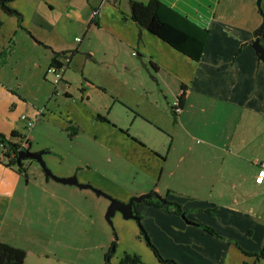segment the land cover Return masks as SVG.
Returning a JSON list of instances; mask_svg holds the SVG:
<instances>
[{
    "label": "crops",
    "instance_id": "obj_1",
    "mask_svg": "<svg viewBox=\"0 0 264 264\" xmlns=\"http://www.w3.org/2000/svg\"><path fill=\"white\" fill-rule=\"evenodd\" d=\"M131 1L146 2L8 0L10 9L21 16L5 11V16L0 15V53L14 41L8 57L5 60L0 57L4 63L0 62V134L15 143L28 137V149L32 152L34 123H42L41 116L48 108L30 101L19 91L20 86L16 88L13 80L3 74L6 60H16L18 47L22 54L29 55L31 67L39 69L35 81L44 83V95L51 89L46 78L49 65L57 54L67 51L72 55L62 75L64 97H68L69 81L77 66L83 69L81 83L86 93L90 88L106 93L107 86L100 83L117 84L118 88H108L109 104L98 108V115L105 116L108 122L114 106L122 105L125 91L141 97L147 92L144 75L127 59L129 51L130 54L135 51L136 56L147 61V68L153 63L158 83H165L162 92L167 106L176 103L169 102L167 88L172 99L181 86L185 88L174 133L183 124L185 130L181 131L191 140L188 146H178L174 134L167 155L161 159V175H167L163 185L147 181L137 187V192L130 193L154 192L178 203L185 218L172 207L165 210L145 204L141 226L159 253L177 264H229L231 259L246 264L248 254L264 244V179L257 178L259 165L250 163L264 160V60L258 58L251 45L256 38L255 29L264 21V0H159L190 25L204 30L201 34L205 43L196 59L138 26L130 17ZM95 9L98 12L93 15ZM92 30L109 38V45H104L109 60L95 57ZM80 32L82 36H78ZM260 43L264 48V36H260ZM87 51L90 53L82 60ZM88 62L99 66L91 65V71L86 73ZM162 73L172 77L176 88ZM130 74L136 79L131 85ZM58 86L54 89L57 94ZM53 95L51 92L48 102ZM138 115H133V124L142 120ZM28 120L33 123L31 127ZM142 121L145 122L140 123L142 126L155 123L152 120L148 123L145 118ZM12 131L17 136H11ZM194 136L204 140L197 143ZM155 151L157 156L162 155ZM6 162L0 144V242L20 247L27 255H57L62 249L66 227L65 203L71 199L81 203L82 191L74 185L55 184L53 179L45 178L42 170L30 173V169L36 170L32 164L35 161L26 160L23 173ZM71 175L75 173L64 177ZM123 192L120 190V194ZM126 194L127 191L123 196ZM70 221L74 223L73 214ZM199 224L211 227L216 234Z\"/></svg>",
    "mask_w": 264,
    "mask_h": 264
},
{
    "label": "rangeland",
    "instance_id": "obj_2",
    "mask_svg": "<svg viewBox=\"0 0 264 264\" xmlns=\"http://www.w3.org/2000/svg\"><path fill=\"white\" fill-rule=\"evenodd\" d=\"M0 15H6L1 8ZM77 34L82 36L83 32ZM11 43L14 49V41L11 40ZM105 43L109 45V38L103 32L92 30L91 46L98 60L103 58L109 60L110 55L105 49ZM88 53L90 51L82 55V60ZM131 54L129 51L128 58L126 54L123 56L136 65L139 72L144 75L147 92L144 93V97H141L125 91L122 105L114 106L109 115V122L97 118L100 114L98 108L109 104L111 99L108 88H118L115 83H100L103 87L107 86L105 87L107 88L106 93L99 88L95 90L90 88L86 93L81 83L83 69L77 66V71L69 81L68 97H64L61 91L64 87L63 81L59 82V94H57L54 91L56 79L46 71V78L51 82L49 83L51 89L49 94L44 95V83L37 84L35 81L39 69L31 67L29 55L26 52L22 54L20 47L15 52L16 60L11 62L6 60L8 64H5L2 70L4 75L13 80L16 88L20 86L19 91L30 101L38 103L41 107L48 106L45 111L46 117L41 116L42 123H34L36 134L32 141V152L48 151L43 155V159L55 176L64 177L65 174L73 172L79 183L89 184L121 201H127L129 197L136 196L130 193L137 192L139 190L137 187L146 184L147 181L163 185L167 175L166 173L161 175V159L167 155L172 142L171 137L174 134L175 143L178 146L191 144L190 138H185V132L181 131V129L185 130L183 124V127L174 133L179 113L174 110L176 113L174 122L175 117L171 108L174 105L171 103L167 106V99L162 92L165 83H158L151 66L148 70L142 67V63L147 61ZM7 57L8 54L3 57V60ZM103 62L105 67H109L106 61ZM90 63L86 64L84 72H90L91 65H94L93 68L99 66V64ZM110 66L114 65L110 63ZM94 71L98 72L96 68ZM162 74L176 88V84L172 83V77L165 73ZM128 79L129 85L136 80L131 74ZM51 92H54L55 96L53 95L48 102ZM171 95V90L167 88L169 102H175L177 96L172 99ZM149 112L152 114L150 115ZM135 114L141 115H138L139 119L145 118L148 123L150 120L155 123L142 126L140 123L145 122L137 120L133 124ZM68 126H77L76 133L71 134V130L67 129ZM201 140L204 139L194 136L193 141L198 143ZM146 142L151 144V147ZM36 149L38 150L34 151ZM156 149L162 155L157 156ZM32 164L36 170L30 169V173L41 172L42 169L38 163L32 162ZM85 180H93L95 183H86ZM54 183L67 187L59 182L54 181ZM120 190L127 191V194L123 196L124 192L120 194ZM80 191L83 193L80 196L81 203L74 199L65 203L67 217L64 222L66 227L62 249H59L57 255H48V257L47 255L38 257L36 254H26L27 259L25 258L24 264H117L124 253L137 254L145 264H162L144 239L135 219H124L120 212L116 211L111 218L112 224H109L105 219L109 200L103 196H97L89 189H80ZM72 214L74 223L70 221ZM39 239L50 238L41 237ZM149 240L151 242V239ZM112 245H114L113 251H111ZM107 253H109L108 262L105 260ZM245 262L246 264H264L262 259L255 262L253 256H249ZM227 263L244 264L236 259H231Z\"/></svg>",
    "mask_w": 264,
    "mask_h": 264
},
{
    "label": "trees",
    "instance_id": "obj_3",
    "mask_svg": "<svg viewBox=\"0 0 264 264\" xmlns=\"http://www.w3.org/2000/svg\"><path fill=\"white\" fill-rule=\"evenodd\" d=\"M5 1L6 3L8 2V0ZM16 13L19 17L21 16L20 13ZM130 17L138 26L146 29L150 34L166 42L178 52L188 55L192 58L196 59L198 57V52L201 51L205 43V36L204 34H201L204 32L203 29H196L194 26L190 25L184 18L175 14L172 10L162 4L159 0H146V2L144 3L133 1V4H131ZM254 34L256 37L264 36V21L257 29H255ZM200 35L202 36L200 37ZM11 49L12 45L10 42L7 48L2 50L0 53V57L2 60L4 59L3 57L7 56V54H10ZM0 62L3 63L2 61ZM151 64L152 68H154L155 66L153 65V63ZM184 96L185 88L181 86L176 99V104L179 108L181 107ZM171 108L173 109V115L175 117L176 113L174 111V107ZM97 116L98 119L108 122L105 116ZM173 121H176V117ZM67 129L71 130V134H75L78 127L68 126ZM10 135L15 137L17 136V133L12 131ZM0 144L4 148V155L7 158L6 164L8 166H15L18 172L23 173L25 171L24 162L28 159L22 160L20 162V165H17L16 157L18 155V152L20 151L19 144L11 142L3 134H0ZM26 150L29 151L28 148ZM45 178L49 179V177L47 176H45ZM145 204L160 206L165 210H169V208L172 207L178 215H181V213L184 212L178 203L167 201L165 198H162L158 195V198L152 197L149 199H144L140 203L133 204V212L135 215L139 216V218H141V210ZM139 226L143 235L145 230L143 229L141 224ZM199 226H201L204 230L211 234H216L214 230L207 225L199 224ZM146 241L151 247L154 255L162 264H177L176 261L172 259L162 257L157 248L150 242V240ZM248 255L253 256L256 260H264V244L259 247L258 251ZM25 257L26 252L24 249L5 242H0V264H24ZM108 258L109 253L105 254L106 262H108ZM117 264L145 263L141 261L140 257L137 254L124 253Z\"/></svg>",
    "mask_w": 264,
    "mask_h": 264
},
{
    "label": "water",
    "instance_id": "obj_4",
    "mask_svg": "<svg viewBox=\"0 0 264 264\" xmlns=\"http://www.w3.org/2000/svg\"><path fill=\"white\" fill-rule=\"evenodd\" d=\"M131 4H133V1H131ZM0 8L9 13V14H17L15 10L10 9V7L7 5L5 0H0ZM141 30V29H140ZM252 47L254 48L256 54L258 55V58L260 60H264V48L260 43V37H256L254 41L251 43ZM139 59H141L140 56H137ZM142 66L144 68H147L145 63H142ZM48 151H39V152H31L28 150H20L18 152V155L16 157V163L19 166L20 162L22 160H32L37 162L44 175L53 179L56 182L62 183V184H68V185H74L77 186L80 189H89L93 191L97 196H103L109 200V204L107 206L106 212H105V219L109 224H112L111 218L114 216L115 212H120L121 216L124 219H135L137 223L140 225V218L139 216L135 215L133 212V204L134 203H140L144 199H149L152 197H157L158 195L156 193H143L140 195L129 197L128 200L121 201L115 198H112L108 196L106 193L102 192L101 190L94 188L93 186L85 183H79L75 175L67 176V177H57L55 176L52 171L46 166V163L43 159V155L46 154ZM181 217L185 218L184 212L181 213ZM143 237L145 240H149L148 235L144 231ZM114 250V245L111 247V251Z\"/></svg>",
    "mask_w": 264,
    "mask_h": 264
},
{
    "label": "built area",
    "instance_id": "obj_5",
    "mask_svg": "<svg viewBox=\"0 0 264 264\" xmlns=\"http://www.w3.org/2000/svg\"><path fill=\"white\" fill-rule=\"evenodd\" d=\"M111 0H102V3L104 2H108ZM98 12V10H93V15H95ZM77 40H79V38H77ZM133 55H136L135 51H132ZM71 52L67 51V52H62L61 54H57L54 57V60L52 61V63L49 65L47 73H50L53 75V77L56 79L55 82V87L54 89L57 90V85H59V82L62 80V75L64 73V71L67 69L70 60H71ZM174 110L176 112L179 111V107L177 106L176 103H174ZM32 121H27V125L29 127L32 126ZM20 150H25L28 148L29 142H28V137H24L22 139H20L18 142ZM257 163L259 165V170L257 172V178L258 180H263L264 179V160H253L250 163Z\"/></svg>",
    "mask_w": 264,
    "mask_h": 264
},
{
    "label": "flooded vegetation",
    "instance_id": "obj_6",
    "mask_svg": "<svg viewBox=\"0 0 264 264\" xmlns=\"http://www.w3.org/2000/svg\"><path fill=\"white\" fill-rule=\"evenodd\" d=\"M51 179V178H50ZM126 202V201H125ZM133 209V208H132Z\"/></svg>",
    "mask_w": 264,
    "mask_h": 264
},
{
    "label": "clouds",
    "instance_id": "obj_7",
    "mask_svg": "<svg viewBox=\"0 0 264 264\" xmlns=\"http://www.w3.org/2000/svg\"><path fill=\"white\" fill-rule=\"evenodd\" d=\"M26 150V149H25Z\"/></svg>",
    "mask_w": 264,
    "mask_h": 264
}]
</instances>
